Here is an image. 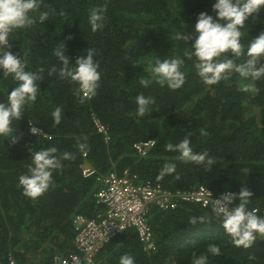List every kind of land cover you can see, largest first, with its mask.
<instances>
[{
    "label": "trees",
    "instance_id": "1",
    "mask_svg": "<svg viewBox=\"0 0 264 264\" xmlns=\"http://www.w3.org/2000/svg\"><path fill=\"white\" fill-rule=\"evenodd\" d=\"M38 3L30 13L35 23L9 36L10 50L22 59L26 71L42 79L37 81V100L25 106L21 120L13 121L11 137H0V264H10L11 259L16 264H52L54 257L75 251V217L93 219L105 209L97 203L98 175L85 178V163L99 175L129 170L139 181L162 184L173 192L205 186L220 197L246 187L252 193L248 207L264 216V78L251 81L229 73L218 84L205 85L195 69L196 58L189 55L191 41L185 38L195 35L199 13L213 14L214 0ZM94 8L105 9L103 27L95 32L88 23ZM41 12L48 13L43 23ZM261 32L264 9L242 29L241 55L233 57L234 63L246 62L247 46ZM61 44L73 62L87 49L95 50L100 73L95 95L83 96L77 84L60 77L62 65L55 51ZM6 50L0 47V52ZM173 58L184 61L180 70L185 83L176 90L151 72L157 59ZM258 66H264V58ZM142 79L149 81L147 87ZM249 85L250 90L243 91ZM14 87L12 76L0 73V103ZM139 95L154 101L142 117L137 115ZM57 107L62 119L54 125L52 112ZM94 119L108 128V142ZM29 121L43 135L32 136ZM185 138L195 153L207 154L204 162H184L165 149L167 143L175 145ZM148 141L155 146L141 157L134 145ZM81 143L87 145L84 150ZM51 147L58 156L70 153L71 159L54 171L53 183L42 197L27 198L19 178L28 174L31 151ZM165 164H175L176 170L158 180ZM212 208L186 202L169 211L151 207L148 218L156 251H145L131 229L110 241L97 262L119 264L121 256L129 255L134 264H192L203 254L208 264H264V236L257 235L250 248L236 247ZM200 216L203 221L191 223ZM210 244L220 247L219 255L208 253Z\"/></svg>",
    "mask_w": 264,
    "mask_h": 264
},
{
    "label": "clouds",
    "instance_id": "2",
    "mask_svg": "<svg viewBox=\"0 0 264 264\" xmlns=\"http://www.w3.org/2000/svg\"><path fill=\"white\" fill-rule=\"evenodd\" d=\"M38 8V0H0V47L9 49L0 52V73L4 78L12 76L16 82V87L8 93L6 102L0 103V137H11L13 121L21 120L25 106L37 100L39 91L37 81L42 77L26 71L22 59L10 50L9 36L14 30L33 25L35 20L30 13ZM261 9H264V0H214L211 8L213 14L199 13L195 23V35L185 38L191 41L192 51L189 55L196 58L194 66L205 85H216L229 73L238 74L241 78L251 81L264 78V66H258L260 60L264 58V32L251 40L247 46L245 63L237 64L233 60V57L241 55L242 29L250 18L260 13ZM104 11V8L90 10L88 23L93 32L103 27ZM47 19L48 13L41 12L40 22L43 23ZM61 45L62 47L55 51V56L62 65L60 77L77 84L78 91L83 96L95 95L100 81L99 64L94 60L95 50L87 49L86 55H81L73 62L65 54V45ZM222 56L223 59H220ZM183 63L184 61L179 58L157 59L151 72L158 82L176 90L185 83V75L180 70ZM140 83L147 87L149 81L142 79ZM250 88L251 85L245 87L243 91L247 92ZM152 103L154 101L151 98L137 96V115L144 116ZM52 119L54 125L60 124L61 108L57 107L52 112ZM40 131V128L30 125L32 136H37ZM201 134L206 135V132L202 130ZM11 141L17 143L18 137ZM190 144V140L185 138L175 145L167 143L165 149L178 153L179 159L184 162H204L207 154L195 153ZM86 147V143L79 144L81 150ZM30 159L28 174L19 178V184L25 197L36 200L50 189L54 171L62 168V162L71 159V154L65 152L58 156L57 149L51 147L31 151ZM175 170V164H165L157 179H163L165 175L172 174ZM251 197L252 193L246 187H242L238 194L226 191L218 199H214L212 208L215 217L221 221L225 234L231 237L232 243L245 249L252 246L257 235L264 236V216L257 215L255 209L248 207ZM196 219L203 221L204 218L196 217L191 223L194 224ZM208 253L219 255L220 247L210 244ZM119 264H134V259L132 256L123 255ZM192 264H208V256L203 254L195 256Z\"/></svg>",
    "mask_w": 264,
    "mask_h": 264
},
{
    "label": "built area",
    "instance_id": "3",
    "mask_svg": "<svg viewBox=\"0 0 264 264\" xmlns=\"http://www.w3.org/2000/svg\"><path fill=\"white\" fill-rule=\"evenodd\" d=\"M94 123L108 142V128L97 119H94ZM29 124L33 126L34 123L29 121ZM38 134L43 135V132ZM154 146L153 141L141 142L135 144L134 149L141 157H145ZM82 173L85 178L98 175L97 203L105 209L93 219L83 215L75 217V251L68 256L54 257L52 264H98L97 257L104 247L131 229L137 233L145 251H156L157 245L148 218L151 207L169 211L175 209L179 202H186L208 208L213 207L214 199L219 198L213 190L204 186L194 191L173 192L162 184L141 182L139 176L129 170H125L122 175L116 172L99 175L90 164L85 163ZM10 264L16 263L11 259Z\"/></svg>",
    "mask_w": 264,
    "mask_h": 264
}]
</instances>
